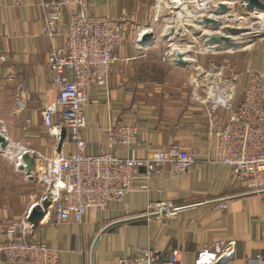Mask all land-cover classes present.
<instances>
[{"label":"crops","instance_id":"crops-1","mask_svg":"<svg viewBox=\"0 0 264 264\" xmlns=\"http://www.w3.org/2000/svg\"><path fill=\"white\" fill-rule=\"evenodd\" d=\"M203 1L205 9L200 0H0V135L5 138L4 149L0 146L1 238L6 224L21 220L42 195L41 176L51 162L59 154L77 152L68 142L58 151L42 126L41 111L59 93L47 68L49 54L63 47L70 15L86 3L88 16L123 20L125 39L116 49L109 83L86 90L84 152L109 153L107 128L132 124L139 129L140 158L179 144L195 163L179 179L167 170L157 174L147 192L139 190L143 180L137 179L131 195L105 211L88 210L82 224L72 219L57 224L53 215L43 217L30 240L59 251V264H121L149 248L178 252L182 264H194L198 252L212 249L220 239L235 242L234 255L222 264H252L257 256L264 260V192L249 193L234 181L230 166L215 162V133L242 100L249 73L260 74L264 88V30L240 27L237 8L250 24L260 14L247 13L239 2L228 5L227 35L235 42L240 33L235 42L239 48L223 52L239 50L235 61L244 57V69L224 79V67L233 65L219 57L220 45L214 51L206 40L205 31L218 29L203 25L206 17L218 19L217 1ZM52 2L63 5L54 37L43 33V4ZM143 31L147 33L139 42ZM177 55L183 64L175 62ZM221 99L230 108L214 110ZM60 120L56 115L55 121ZM23 154L34 158L29 176L16 167ZM114 155L124 159L127 152L116 149ZM164 202L182 208L173 214L147 213L149 203Z\"/></svg>","mask_w":264,"mask_h":264},{"label":"built area","instance_id":"built-area-1","mask_svg":"<svg viewBox=\"0 0 264 264\" xmlns=\"http://www.w3.org/2000/svg\"><path fill=\"white\" fill-rule=\"evenodd\" d=\"M79 4L80 10L69 17L63 47L51 51L47 59V68L54 75L59 93L57 101L41 111L42 126L49 137L58 144L63 130L66 131L63 143L73 144L77 152L59 154L51 162L41 176L45 186L42 195L33 199L21 220L6 224L2 232L4 238L0 237V264H59V251L30 240L36 228L29 222L33 209L41 211L44 217L53 215L57 224L69 219L82 224L88 210L105 211L110 203L122 202L131 195L137 179L143 180L139 190L147 192L149 181L157 174L167 170L172 178L179 179L195 163L179 144L140 158L136 144L139 129L132 124L107 128L109 153L92 156L84 152L86 143L82 132L88 125L84 107L89 101L86 90L109 83L118 61L116 49L125 39V29L123 20L88 16L86 3ZM62 6L56 2L43 4V33L46 36L56 35ZM206 6L207 2L200 0V7L205 9ZM145 33L147 31H143L137 41L141 42ZM262 80L257 72L249 73L242 100L231 109L225 124L215 133V162L230 166L234 181L251 194L264 192ZM221 100H217L214 110L220 106L230 108L226 99ZM56 115H60L59 123L55 121ZM116 149H124L127 157L121 159L114 155ZM20 160L21 156L17 161L18 169L22 165ZM139 170H142L141 174H138ZM180 208L165 202L149 203L147 213L173 214ZM222 208L225 205L222 204ZM234 247V241L220 239L212 249L198 252L194 264L226 263L234 255ZM179 255L178 252L168 255L149 248L142 256L126 259L121 264H182ZM252 264H264V260L257 256Z\"/></svg>","mask_w":264,"mask_h":264},{"label":"water","instance_id":"water-1","mask_svg":"<svg viewBox=\"0 0 264 264\" xmlns=\"http://www.w3.org/2000/svg\"><path fill=\"white\" fill-rule=\"evenodd\" d=\"M217 1V6L215 7L219 11H216V13L219 15L223 14L226 12L228 9V4L227 3H237L239 2L241 4V7L250 14L257 13V14H264V3L261 0H216ZM203 25L204 26H210L212 27L213 31L218 29L220 26V23L217 19L211 18V17H206L203 19ZM206 40L209 45H220L221 51L223 50H228V49H238L239 44L235 43L232 41L229 36H222L221 38H217L216 36L213 37H208L206 36ZM175 62L178 64H183L180 56L177 55ZM66 138V131L63 130L60 141L58 143L59 150L62 148V143ZM4 144H5V138L0 135V146L4 149ZM21 162L23 163L19 170L23 171L26 173V175H30L34 171L35 163H34V158L30 157L27 154L21 155ZM44 214L36 209H33L30 217H29V222L35 226L38 227L39 222L43 219Z\"/></svg>","mask_w":264,"mask_h":264},{"label":"rangeland","instance_id":"rangeland-1","mask_svg":"<svg viewBox=\"0 0 264 264\" xmlns=\"http://www.w3.org/2000/svg\"><path fill=\"white\" fill-rule=\"evenodd\" d=\"M228 5H229V3H227ZM216 11H219L218 9H216ZM227 12H228V9L226 10V12L225 13H223V14H217V16H218V21H219V23H220V26L218 27V30H216V32L218 31V32H224V33H228L229 31V26H226L228 23H227V21H226V19L225 18H228V19H230L231 20V18L229 17V15H227ZM244 14V12L242 11V9L241 8H237L236 10H235V15L237 16H239V20H240V22L242 21V22H244V19H242V18H244V16L245 15H243ZM229 20V21H230ZM230 24V23H229ZM241 24V23H240ZM221 28H223L222 30H221ZM240 32V31H239ZM241 32H243L244 33V31H241ZM232 33V32H231ZM242 33V34H243ZM233 34V33H232ZM239 34L240 33H238V36H239ZM224 51V50H223ZM223 51H221V56H219V57H221V59L224 57L226 60H228L227 62L229 63V64H232L233 66L230 68V67H224V69H223V74H222V77L224 78V79H231L232 77H233V75H240L241 73H242V71H243V69H244V57H240L239 59H237L236 61H235V57L237 56V54L236 53H238L239 52V50L237 51V52H234V51H227V53H224ZM229 52H231V54L232 55H230V53ZM236 54V55H235ZM227 63V64H228ZM196 72L198 73V71L196 70ZM194 75H196V73H194Z\"/></svg>","mask_w":264,"mask_h":264},{"label":"bare ground","instance_id":"bare-ground-1","mask_svg":"<svg viewBox=\"0 0 264 264\" xmlns=\"http://www.w3.org/2000/svg\"><path fill=\"white\" fill-rule=\"evenodd\" d=\"M229 5H232V3H229ZM226 19V18H225ZM228 19V18H227ZM244 26H247V27H250V29H252V30H255L256 31V29L258 30V29H260V30H264V14H260L259 16H258V18H257V22L256 23H254V24H250L249 22H242L241 24H240V27H244ZM239 27V28H240ZM249 29V30H250ZM251 30V31H252ZM206 32V36H208V37H213V36H216L217 38H221L222 36H229V38H231L232 40H233V37H231L229 34L227 35V33H224L223 31L221 32H211V31H205ZM244 34V33H243ZM242 34V35H243ZM238 38H239V36L237 37V38H234V40H235V42H236V39L238 40ZM214 51H216V47H213V45H209ZM207 47V46H206ZM210 50V49H209ZM212 50V51H213ZM206 54V53H205ZM200 72V71H199ZM51 168V167H50Z\"/></svg>","mask_w":264,"mask_h":264}]
</instances>
